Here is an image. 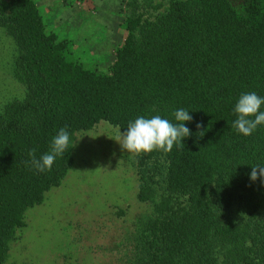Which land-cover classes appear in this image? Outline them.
I'll use <instances>...</instances> for the list:
<instances>
[{"label": "trees", "instance_id": "1", "mask_svg": "<svg viewBox=\"0 0 264 264\" xmlns=\"http://www.w3.org/2000/svg\"><path fill=\"white\" fill-rule=\"evenodd\" d=\"M122 10L124 42L98 73L47 30L34 0H0V27L17 46L14 75L26 87L0 113V264L27 211L73 167L77 132L105 121L124 133L140 116L176 124L179 109L192 116L189 137L170 152L134 153L138 199L151 213L126 264H264V177L250 175L264 167V125L250 136L232 127L242 94L264 97V0L240 11L232 0H126ZM64 127L67 150L38 172L29 152L48 153Z\"/></svg>", "mask_w": 264, "mask_h": 264}, {"label": "rangeland", "instance_id": "2", "mask_svg": "<svg viewBox=\"0 0 264 264\" xmlns=\"http://www.w3.org/2000/svg\"><path fill=\"white\" fill-rule=\"evenodd\" d=\"M34 1L47 30L69 41L73 59L109 72L126 36V0ZM246 1L232 0L238 11ZM16 55L14 40L0 27V113L26 94L14 75ZM119 131L103 121L77 132L73 167L43 204L27 211L6 264H126L130 238L151 213V203L138 199L135 154L116 141Z\"/></svg>", "mask_w": 264, "mask_h": 264}, {"label": "clouds", "instance_id": "3", "mask_svg": "<svg viewBox=\"0 0 264 264\" xmlns=\"http://www.w3.org/2000/svg\"><path fill=\"white\" fill-rule=\"evenodd\" d=\"M262 105H264V97L258 96L255 92L242 94L234 109L238 118L232 127L245 136L252 135L259 125H264ZM189 113L184 109L175 111L174 117L178 122L176 124L160 115L150 118L140 116L134 122L129 123L126 132L122 134L119 131V138L116 141L129 153H148L157 149L170 152L175 144L183 142L191 135L189 128L185 126L186 122L192 120ZM197 128H202V125L198 124ZM69 142L70 135L67 127L61 128L52 138L51 150L48 153L37 159L35 149L29 152L33 167L41 173L51 170L56 157L67 150ZM250 175L253 181L257 180L258 176L264 177V167H252Z\"/></svg>", "mask_w": 264, "mask_h": 264}]
</instances>
